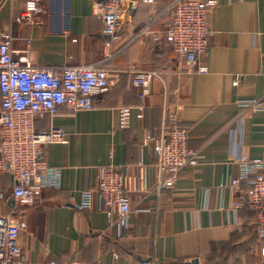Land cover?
<instances>
[{
	"label": "crops",
	"instance_id": "obj_1",
	"mask_svg": "<svg viewBox=\"0 0 264 264\" xmlns=\"http://www.w3.org/2000/svg\"><path fill=\"white\" fill-rule=\"evenodd\" d=\"M24 1L0 0V32L11 33L14 60L28 51L29 65L38 68L103 62L112 85L90 111L35 120L36 132H65L63 143L42 152L46 164L60 172L58 188L21 207L11 197V177L0 176V216L25 224L18 234L22 264H62L73 257L109 264H264L256 217L247 209L233 210L240 192L227 186L236 174L229 164L233 142L251 159L264 151V113L242 115L236 105L264 95V0H196L214 2L207 15L213 34L199 62L205 74L186 73L166 42L171 0H131L118 41L110 46L95 11L101 0H43L40 24L17 21ZM134 70L160 74L142 102L131 84ZM139 104L143 117L133 113L128 128H119L118 108ZM173 115L186 130L188 147L198 152V164L182 169L174 188L157 197L156 158L145 136L158 134ZM107 165L126 167L127 186L145 191L130 193L140 211L128 216L124 230L111 224L96 199L89 210L77 208L81 193L95 186ZM246 189L242 183L240 190Z\"/></svg>",
	"mask_w": 264,
	"mask_h": 264
},
{
	"label": "built area",
	"instance_id": "obj_2",
	"mask_svg": "<svg viewBox=\"0 0 264 264\" xmlns=\"http://www.w3.org/2000/svg\"><path fill=\"white\" fill-rule=\"evenodd\" d=\"M13 1V0H10ZM131 0H101L95 11L102 22V35L106 46L118 41L119 27L125 7ZM152 3V0H142ZM43 0H25L17 21L40 24L36 16L45 15ZM213 1L202 3L196 0H171L166 42L171 52L182 62L188 74H205L206 67L200 65L206 53L212 31L208 27L207 15ZM10 32H0V176L7 174L12 179L11 197L21 207H31L38 202L41 193L58 188L59 170L49 167L42 159L47 145L63 143L65 132L51 128L47 132H36L34 122L44 115L54 117L60 112L76 113L90 111L96 98L107 93L112 85L110 72L103 62L63 68L33 67L28 63V51L22 59L12 58ZM131 84L137 90L136 97L142 102L150 94V85L160 80L153 70L130 72ZM241 114L264 113V95L259 99L240 100L236 103ZM144 107L123 106L118 108V127L126 129L135 114L143 117ZM233 131L230 135L234 137ZM145 139L152 143L155 163L157 197L163 191L174 188L179 172L198 164V152L188 147L185 129L179 128L175 116H168L158 134L149 131ZM229 164L236 174L227 186L240 192L239 200L232 204L233 210L243 207L256 214L254 231L264 238V151L260 158L251 159L240 152L239 144L230 146ZM127 168L107 165L99 169L93 188L81 193L79 210H89L96 199L103 207L111 224L126 229L128 216L140 210L130 203V193L143 192L140 188H129ZM244 182L247 189L241 191ZM3 194L0 191V202ZM25 224L10 214L0 216V264H22V251L18 234ZM116 258V256H114ZM49 264H56L54 261ZM62 264H109L101 259L91 262L73 257Z\"/></svg>",
	"mask_w": 264,
	"mask_h": 264
},
{
	"label": "water",
	"instance_id": "obj_3",
	"mask_svg": "<svg viewBox=\"0 0 264 264\" xmlns=\"http://www.w3.org/2000/svg\"><path fill=\"white\" fill-rule=\"evenodd\" d=\"M149 261L147 260V262L145 263H148ZM183 264H198V261L197 260H192L190 262H187V263H183Z\"/></svg>",
	"mask_w": 264,
	"mask_h": 264
},
{
	"label": "trees",
	"instance_id": "obj_4",
	"mask_svg": "<svg viewBox=\"0 0 264 264\" xmlns=\"http://www.w3.org/2000/svg\"><path fill=\"white\" fill-rule=\"evenodd\" d=\"M243 184H244V182H242ZM241 183V184H242ZM243 191V190H242ZM243 209H247L246 207H243V208H241V210H243ZM247 210H249V209H247ZM249 211H251V210H249ZM253 214H254V217H256V214L253 212V211H251Z\"/></svg>",
	"mask_w": 264,
	"mask_h": 264
}]
</instances>
